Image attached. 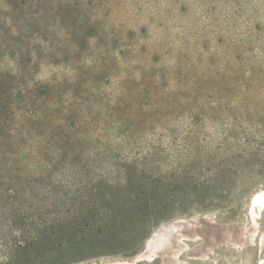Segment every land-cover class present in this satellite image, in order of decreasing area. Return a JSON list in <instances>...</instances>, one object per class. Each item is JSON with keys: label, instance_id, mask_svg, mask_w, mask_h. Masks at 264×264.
Masks as SVG:
<instances>
[{"label": "rangeland", "instance_id": "rangeland-1", "mask_svg": "<svg viewBox=\"0 0 264 264\" xmlns=\"http://www.w3.org/2000/svg\"><path fill=\"white\" fill-rule=\"evenodd\" d=\"M263 189L264 0H0V264H261Z\"/></svg>", "mask_w": 264, "mask_h": 264}, {"label": "bare ground", "instance_id": "bare-ground-1", "mask_svg": "<svg viewBox=\"0 0 264 264\" xmlns=\"http://www.w3.org/2000/svg\"><path fill=\"white\" fill-rule=\"evenodd\" d=\"M249 210H250V215H251V217H249V218H252V221L257 225V220L255 217L262 215L264 212V189L262 191L258 192L254 196ZM182 222L183 221H178L177 224L174 223L172 226H170L171 228L167 227V226H161L158 230L155 229L156 231L154 233L152 232L153 234H151V236L144 242V244H143L144 250H143L142 255L137 257L133 262L117 263V264H136L137 260H142L143 263L154 262L155 258H156V254L158 253L155 250V246L158 247L162 243V239L167 241V242H174V243H177V242L179 243L182 239L181 242L183 244L180 243L179 245H185V239L183 238V237H185L184 235H180L178 237L172 233V230L174 229V227H177L178 224H180ZM260 242H262V241H260ZM159 251H161V250H159ZM260 260H261V264H264V257H261ZM178 263L182 264L181 257H178ZM104 264H113V263H104Z\"/></svg>", "mask_w": 264, "mask_h": 264}]
</instances>
